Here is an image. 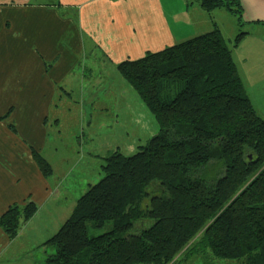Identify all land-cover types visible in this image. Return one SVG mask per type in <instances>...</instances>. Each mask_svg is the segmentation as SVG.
I'll return each instance as SVG.
<instances>
[{
	"label": "trees",
	"instance_id": "1",
	"mask_svg": "<svg viewBox=\"0 0 264 264\" xmlns=\"http://www.w3.org/2000/svg\"><path fill=\"white\" fill-rule=\"evenodd\" d=\"M199 6L236 16L232 45L214 26L117 65L158 133L132 155L114 151L104 159V176L42 244L53 246L45 264H264V117L232 55L246 34L242 11L238 0ZM30 149L41 174L51 176L49 163ZM36 211L33 202L10 205L0 229L14 239ZM89 225L107 230L90 237Z\"/></svg>",
	"mask_w": 264,
	"mask_h": 264
},
{
	"label": "crops",
	"instance_id": "2",
	"mask_svg": "<svg viewBox=\"0 0 264 264\" xmlns=\"http://www.w3.org/2000/svg\"><path fill=\"white\" fill-rule=\"evenodd\" d=\"M186 1L184 9L168 14L161 0H0V117L11 111L0 121V216L13 204L37 206L14 239L0 229V264L19 257L22 237L28 240L23 254L44 248L46 236L39 237L33 229L42 216L61 214L66 202L67 189L60 182L61 156L52 162V175L45 178L30 149L47 157L44 144L55 100L60 101L61 94L87 90L94 94L98 87L121 82L116 67L123 61L140 59L210 32L214 26L222 33L221 24L211 15L217 9L206 12L199 0ZM238 1L241 30L246 34L232 48V55L250 101L264 117V77L248 78L241 66L246 63L251 74L257 68L264 71L260 63L264 56L255 62L256 53L264 50V0ZM232 29L239 31L236 20ZM229 37L224 38L232 45L234 38ZM101 77L105 82L99 81ZM79 192L73 196L74 204Z\"/></svg>",
	"mask_w": 264,
	"mask_h": 264
},
{
	"label": "rangeland",
	"instance_id": "3",
	"mask_svg": "<svg viewBox=\"0 0 264 264\" xmlns=\"http://www.w3.org/2000/svg\"><path fill=\"white\" fill-rule=\"evenodd\" d=\"M185 2L187 1L161 0L168 14L184 9ZM227 12L224 14L222 10L217 9L211 14L221 24L220 28L226 39L230 38V35L234 38L238 33L232 29L233 21L237 20L236 16ZM262 56L264 50L256 53L255 62ZM260 63L264 68V63ZM241 66L248 78L264 77L262 68H257L254 73L252 70L251 74V70L246 68V63ZM99 81L105 82V78L101 77ZM94 92L96 93L92 94L91 90H87L84 94H61L58 97L60 101L55 100L52 107V115L47 124L48 137L44 144V154L47 157L41 156L49 163L51 169L52 162L61 156L60 171L64 175L61 176L60 182L61 187L63 185V188L67 189V197L61 214L42 216L33 229L34 232H39V237L46 236L45 242L60 229L72 213L75 206L74 194L81 190L76 197L79 198L104 176L100 166L104 165L106 157L117 150L124 155H132L139 145L158 133V126L152 114L125 80H117L110 87H98V91ZM50 147L58 148L57 153ZM48 209L52 211V206L49 205ZM44 225L45 229H42ZM106 230V227L94 229L89 225L88 235L97 236ZM28 234L27 238H30L31 231ZM27 241L25 237L21 238V244L17 248L19 257L8 261L7 264H45V258L53 252V246L40 247L23 254V246L28 244Z\"/></svg>",
	"mask_w": 264,
	"mask_h": 264
}]
</instances>
